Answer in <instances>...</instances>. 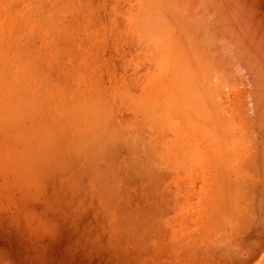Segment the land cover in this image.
Returning a JSON list of instances; mask_svg holds the SVG:
<instances>
[{"label":"rangeland","instance_id":"obj_1","mask_svg":"<svg viewBox=\"0 0 264 264\" xmlns=\"http://www.w3.org/2000/svg\"><path fill=\"white\" fill-rule=\"evenodd\" d=\"M69 1L0 0V264H264V0Z\"/></svg>","mask_w":264,"mask_h":264},{"label":"bare ground","instance_id":"obj_2","mask_svg":"<svg viewBox=\"0 0 264 264\" xmlns=\"http://www.w3.org/2000/svg\"><path fill=\"white\" fill-rule=\"evenodd\" d=\"M105 1H106V0H105ZM69 2H71V0H70ZM88 2H89V1H88ZM186 2H187V1H186ZM51 3H52V2H51ZM63 3H65V2L63 1ZM72 3H73V2H72ZM81 3H82V2H81ZM65 4H66V3H65ZM65 4H64V5H65ZM74 4H75V3H74ZM74 4H73V5H74ZM91 4H92V3H90V5H91ZM101 4H102V3H101ZM105 4H106V3H105ZM119 4H120V3H119ZM124 4H125V3H124ZM32 5H33V3H32ZM56 5H57V4H56ZM64 5H63V6H64ZM66 5H67V4H66ZM84 5H85V3H84ZM88 5H89V4H88ZM88 5H87V6H88ZM90 5H89V6H90ZM120 5H121V4H120ZM54 6H55V5H54ZM58 6H60V5H58ZM81 6H83V5H81ZM85 6H86V5H85ZM99 6H101V5H99ZM136 6H137V5H136ZM74 7H75V6H74ZM78 7H79V6H78ZM120 7H121V6H120ZM120 7H119V8H120ZM126 7H127V6H126ZM33 8H34V5H33ZM53 8H54V7H53ZM61 8H62V5H61ZM82 8H83V7H82ZM116 8H117V10H118V7H117V6H116ZM10 9H11V8H10ZM76 9H77V8H76ZM78 9H79V8H78ZM103 9H104V8H103ZM199 9H200V8H199ZM40 10H41V9H40ZM46 10H47V9H46ZM74 10H75V9H74ZM108 10H109V8H108ZM121 10H123V9H121ZM34 11H35V10H34ZM105 11H106V9H105ZM63 12H64V10H63ZM82 12H84V10H83ZM85 12H86V11H85ZM108 12H109V11H108ZM111 12H112V11H111ZM115 12H116V10H115ZM33 13H34V12H33ZM47 13H48V12H47ZM87 13H88V12H86V14H87ZM42 14L44 15V13H42ZM73 14L75 15V13H73ZM80 14H81V13H80ZM98 14H99V13H98ZM108 14H109V13H108ZM188 14H189V12H188ZM192 14H193V13H192ZM196 14H197V13H196ZM201 14H202V13H201ZM15 15H16V13H15ZM87 15H88V14H87ZM189 15H190V14H189ZM197 15H198V14H197ZM34 16H35V15H34ZM34 16H33V17H34ZM40 16H41V13H40ZM95 16H96V15H95ZM97 16H98V15H97ZM97 16H96V17H97ZM99 16H100V15H99ZM102 16H103V17H102ZM102 16H101V18L103 19V18H104V15H102ZM122 16H123V15H122ZM73 17H74V16H73ZM79 17H80V16L78 15V18H79ZM138 17H139V16H138ZM90 18H91V17H90ZM139 18H140V17H139ZM40 19H41V17H40ZM58 19H59V18H58ZM73 19H74V18H73ZM98 19H99V18H98ZM98 19H97V20H98ZM104 19H105V18H104ZM110 19H111V18H110ZM114 19H115V17H114ZM117 19H118V18H117ZM117 19H115L116 22L120 21V23H121V19L119 18L118 21H117ZM41 20H42V19H41ZM88 20H89V19H88ZM49 21H50V20H49ZM93 21H94V20H93ZM95 21H96V20H95ZM77 22H78V20H77ZM80 22H81V21H80ZM98 22H99L98 24H100V21H98ZM113 22H114V21H113ZM85 23H86V21H85ZM96 23H97V22H96ZM102 23H103V20H102ZM105 23H106V22H105ZM140 23H141V21L138 22V24H140ZM166 23H167V22H166ZM16 24H17V23H16ZM112 24H113V23H112ZM116 24H117V23H116ZM122 24H123V22H122ZM141 24H142V23H141ZM201 24H202V23H201ZM118 25H119V22H118ZM79 26H80V25H79ZM96 26H97V25H96ZM101 26H102V25H101ZM114 26H115V25H114ZM140 26H143V25H139V28H138V26H137V29H140V30H141V33H144V35L142 36V38H144V36H148L149 34L153 35V33H152V32H153V30H152L153 28H152L151 25H148V26H149V27L151 26L152 29L149 28V27H146V26H145V27H146L145 29L148 28V30H146V32H144L145 29H144L143 27L140 28ZM198 26H199V25H198ZM97 27H99V26H97ZM104 27H105V26H104ZM111 27H112V26H111ZM79 28H80V27H79ZM117 28H119V26H118ZM121 28H122V26L120 27V29H121ZM199 28H200V27H199ZM45 29H46V28H45ZM70 29H71V28H70ZM90 29H91V28H90ZM90 29H89V30H90ZM114 29H116V28L114 27L112 30H114ZM120 29H119V30H120ZM123 29H124V31H125V28H123ZM123 29H122V31H123ZM150 29H151L152 31H151ZM154 29H155V28H154ZM159 29H160V28H159ZM161 29H163V28H161ZM161 29H160V30H161ZM92 30H94V29H92ZM112 30H111V32H112ZM116 30H117V29H116ZM174 30H175V29H174ZM74 31H75V30H74ZM77 31H78V30H77ZM79 31H80V30H79ZM79 31H78V32H79ZM85 31L87 32V30H85ZM95 31H96V30H95ZM99 31H100V30H99ZM101 31H102V30H101ZM104 31H105V29H104ZM108 31H109V30H108ZM114 31H115V30H114ZM124 31H123V32H124ZM161 31H162V30H161ZM165 31H166V30H165ZM4 32H5V31H4ZM69 32H70V31H69ZM92 32H93V31H92ZM133 32H135V30H134ZM147 32H150V33L146 35L145 33H147ZM162 32H163V31H162ZM175 32H176V31H175ZM19 33H20V32H19ZM73 33H74V32H73ZM97 33H98V32H97ZM113 33H115V32H113ZM141 33H140V35H141ZM158 33L160 34V32H158ZM158 33H157V36H156V37H160V35H159ZM106 34H107V33H106ZM106 34H105V35H106ZM111 34H112V33H111ZM111 34H110V35H111ZM79 35H80V34H79ZM99 35H100V33H99ZM164 35H165V34H164ZM8 36H9V35H8ZM13 36H14V35H13ZM83 36H84V35H83ZM172 36H173V35H172ZM183 36H184V35H183ZM97 37H98V36H97ZM104 37H105V36H104ZM148 38H149V36L146 37V40H147ZM152 38H154V37H152ZM152 38H151V39H152ZM167 38H169V37H167ZM79 39H80V38H79ZM155 39L157 40V38H155ZM162 39H163V40H166L165 38H162ZM162 39H161V41H162ZM73 40H74V39H73ZM152 40H153L152 42H153V44H154V42H156V41H155L154 39H152ZM158 40H160V39H158ZM158 40H157V41H158ZM169 40H170V39H169ZM71 41H72V39H71ZM166 41H167V40H166ZM171 41H172V40H171ZM137 42H138V41H137ZM137 42H136V43H137ZM147 42H148V40H147ZM103 43H104V42H103ZM133 43H134V42H133ZM149 43H150V42H149ZM169 43H170V42H168V44H169ZM160 44H161V43H160ZM162 44H163V43H162ZM87 45H88V44H87ZM92 45H93V44H92ZM140 45H141V44H140ZM155 45H157V44H154L153 46L151 45V47H154ZM187 45H189V44L187 43ZM75 46H76V45H75ZM78 46H79V45H78ZM157 46L160 48L159 45H157ZM181 46H182V45H181ZM155 48L158 49L157 47H155ZM166 48H167V47H166ZM90 49H91V48H90ZM90 49H89V50H90ZM138 49H139V48H138ZM160 49H161V48H160ZM168 49H169V48H168ZM182 49H183V47H182ZM163 50H164V48H163ZM179 50H180V48H179ZM185 50H186V49H185ZM161 51H162V50H161ZM186 51H187V50H186ZM80 52H81V51H80ZM166 52H167V51H166ZM166 52H163L164 55L166 54ZM67 53H68V52H67ZM74 53H75V52H74ZM145 53H146V52H145ZM24 54H25V53H23V55H24ZM167 54H168V52H167ZM177 54H178V53H177ZM171 55H172V54H171ZM183 55H184V52H183ZM94 56H95V55H94ZM157 56H158V55H157ZM162 56H163V55H162ZM63 57H64V56H63ZM68 57H69V56H68ZM94 58H95V57H94ZM165 58H166V56H165ZM172 58H173V55H172ZM30 59H31V58H30ZM32 59H33V58H32ZM73 59H74V56H73ZM162 59H164V58H162ZM170 59H171V58H170ZM170 59H169V60H170ZM23 60H24V59H23ZM33 60H34V59H33ZM72 61H73V60H72ZM163 61H164V60H163ZM170 61H171V60H170ZM59 62H60V61H59ZM73 62H74V61H73ZM149 62H150V61H149ZM180 63H181V62H180ZM138 64H139V63H138ZM150 64H151V63H150ZM139 65H140V64H139ZM144 65H145V63H144ZM165 65H166V63H165ZM17 66H18V65H17ZM30 66H31V65H30ZM102 66H103V65H102ZM143 67H144V66H143ZM1 68H2V67H1ZM141 68H142V67H141ZM145 68H146V67H145ZM21 69H22V66H21ZM150 69H151V68H150ZM150 69H149V70H150ZM38 70H39V71H38V76H39V72H41V71H40L39 68H38ZM100 70H101V69H100ZM142 70H143V68H142ZM73 71H74V70H73ZM138 71H139V70H136V73H137ZM34 72H35V70H34ZM102 72H104V70H103ZM59 73H60V72H59ZM186 74H187V73H186ZM114 76H115V75H114ZM123 76H124V75H123ZM131 76H132V75H131ZM141 76H142V75H141ZM26 77H27V76H26ZM73 77H75V76H73ZM103 77H104V75H103ZM143 77H144V75H143ZM51 78H52V77H51ZM115 78H116V77H115ZM174 78H176V77H174ZM26 79H27V78H26ZM64 79H65V78H64ZM113 79H114V78H113ZM184 79H185V78H184ZM27 80H28V79H27ZM41 80H42V78H41ZM65 80H66V79H65ZM125 81H126V80H125ZM137 81H138V80H137ZM204 81H205V80H204ZM116 82H118V81H116ZM130 82H131V81H130ZM184 82H186V81H184ZM100 83H101V82H100ZM114 84H115V83H114ZM109 85H110V84H109ZM182 85H184V83H183ZM28 86H29V85H28ZM184 86H185V85H184ZM31 87H32V84H31ZM134 87H135V86H134ZM189 87H191V86L189 85V86L186 87V88H189ZM32 88H33V87H32ZM118 89H119V88H118ZM118 89H117V90H118ZM181 89H182V88H181ZM117 90H116V92H118ZM124 90H125V89H124ZM113 91H114V90H113ZM178 91H180V89H179ZM186 91H187V90H186ZM65 92H66V91H65ZM111 92H112V91H111ZM111 92H110V93H111ZM132 92H133V91H132ZM184 92H185V91H184ZM189 92H190V90H189ZM206 92H207V91H206ZM190 93H191V92H190ZM207 93H208V92H207ZM88 94H89V93H88ZM129 94H130V92H129ZM191 94H192V93H191ZM193 94H194V93H193ZM200 94H201V93H200ZM200 94H199V96H201L202 99H203L204 96H202V94H201V95H200ZM101 95H102V94H101ZM124 95H125V97L127 96L126 92L124 93ZM130 95H131V94H130ZM207 95H208V94H207ZM84 96H85V94H84ZM128 96H129V95H128ZM197 96H198V95H197ZM42 97H43V95H42ZM106 97H107V96H106ZM121 97H123V95H121ZM131 97H132V96H131ZM187 97H188V96H187ZM190 97H191V95H190L188 98H190ZM193 97H194V95H193ZM43 98H44V97H43ZM76 98H77V97H76ZM76 98H75V99H76ZM86 98H87V103H88V102L90 101V100L88 101L89 97H86ZM92 98H93V96H92ZM107 98H108V97H107ZM107 98H106V99H107ZM126 98H127V97H126ZM126 98H125V100H123L124 102L126 101ZM128 98H129V97H128ZM194 98H195V97H194ZM194 98H191V100H193ZM12 99H13V98H12ZM106 99L104 98V102H106V101H105ZM112 99H113V98H112ZM119 99H120V97H119ZM202 99H201V100H202ZM81 100H82V98H81ZM116 100H117V99H116ZM127 100H128V99H127ZM187 100H188V99H187ZM187 100H186V101H187ZM189 100H190V99H189ZM197 100H199V99H197ZM197 100L195 99V101H193L194 104L197 103ZM92 101H93V100H92ZM119 101H120V100H119ZM121 101H122V99H121ZM36 102H37V101H36ZM124 102H123V103H124ZM187 102H188V101H187ZM191 102H192V101H191ZM191 102L188 103L189 105H187L186 102H185L186 106H190V104H191V107H192V105H193L192 103H193V102H192V103H191ZM200 102L204 103V101H200ZM219 102H220V101H219ZM28 103H29V102H28ZM31 103H32V101H31ZM65 103H66V102H65ZM69 103H70V102H69ZM80 103H81V102L79 101V104H80ZM87 103H86V105L89 106L90 104H89V103L87 104ZM90 103H91V101H90ZM96 103H97V102H96ZM110 103H111V102H110ZM110 103H109V104H110ZM206 103H207V102L205 101V104H206ZM208 103L210 104V100L208 101ZM220 103H221V102H220ZM34 104H35V103H34ZM79 104H78V105H79ZM97 104H98V103H97ZM103 104H104V103H103ZM116 104H117V103H116ZM21 105H22V104H21ZM35 105H36V104H35ZM150 105H151V104H150ZM196 105H197V104H196ZM207 105H208V104H207ZM218 105H219V104H218ZM30 106H31V105H30ZM36 106H37V105H36ZM36 106H35V108L37 109ZM103 106H104V105H103ZM124 106H125V105H124ZM153 106H154V105H153ZM186 106H185V107H186ZM193 106H194V105H193ZM210 106H211V105H210ZM26 107H27V106H26ZM78 107H80V106H78ZM95 107H96V106H95ZM95 107H94V109H95ZM107 107H108L107 109H110V108H111V105H107ZM114 107H115V106H114ZM195 107H196V106H195ZM201 107H202V106H201ZM213 107H214V106H213ZM30 108H31V107H30ZM147 108H149V107L147 106ZM147 108H146V111L149 110V109L147 110ZM202 108H203V109H201V108L199 107L198 109H200V110L203 112V111L206 109V107L203 106ZM210 108L213 110L212 106H211ZM102 109H103V108H102ZM102 109H100V110L102 111ZM152 109L154 110L155 108H154V107H152V108L150 107V110H151V111H152ZM193 109H194V108H193ZM198 109H196V110L199 111ZM211 109H210V110H211ZM128 110H129V109H128ZM150 110L148 111V113L150 112ZM155 110H156V109H155ZM155 110H154V111H155ZM157 110H158V109H157ZM184 110H185V109H184ZM194 110H195V109H194ZM196 110H195V111H196ZM212 110H211V111H212ZM129 111H130V110H129ZM201 111H200V112H201ZM16 112H17V111H15V114H17V116H18V113H16ZM24 112H25V110H24ZM34 112H35V111H34ZM37 112H38V109H37ZM93 112H94V111H93ZM93 112H92V113H93ZM119 112H120V111H119ZM152 112H153V111H152ZM202 112H201V113H202ZM204 112H205V111H204ZM150 113H151V112H150ZM153 113H156V111L153 112ZM153 113H152V114H153ZM212 113H214V112H212ZM15 114H14V117H17ZM90 114H91V113H90ZM93 114H94V113H93ZM114 114H115V113H114ZM125 114H126V113H125ZM125 114H124V115H125ZM146 114H147V112H146ZM203 114H204V113H202V115H203ZM209 114H210V113H209ZM214 114H215V113H214ZM214 114H212V115H214ZM33 115H35V113H34ZM37 115H38V113H37ZM197 115L200 116L199 114H197ZM212 115H211V116H212ZM217 115H218V114H217ZM3 116H4V115H3ZM82 116H84V115H82ZM125 116H126V115H125ZM214 116H215V115H214ZM8 117H9V114H8ZM14 117H12V118H14ZM20 117H22L21 114H20V116H19V119H20ZM123 117H124V116H123ZM123 117H122V118H123ZM147 117L150 118V117L148 116V114H147ZM152 117H153V116H152ZM185 117H186V116H185ZM200 117H201V116H200ZM200 117H199V118H200ZM23 118H24V117H23ZM78 118L80 119V122H81V121H82V119H81L82 117H78ZM90 118H92V116H90ZM114 118H116V117H114ZM122 118H121V119H122ZM194 118H195V116H194ZM215 118L217 119L218 117H215ZM9 119H10V118H9ZM15 119H16V118H14V119H12V120H15ZM117 119H118V118H117ZM123 119H124V118H123ZM123 119H122V120H123ZM204 119H205V118H204ZM204 119H203V120H204ZM235 119H236V118H235ZM12 120H11V121H12ZM23 120H24V119H23ZM55 120H56V119H55ZM231 120H232V119H231ZM78 121H79V120H78ZM125 121H127V120H125ZM125 121H123V122H125ZM224 121H225V120H224ZM227 121H228V120H227ZM9 122H10V121H9ZM20 122H21V119H20ZM22 122H23V121H22ZM46 122H47V121H46ZM53 122H54V121H53ZM80 122H79V124H80ZM103 122H104V121H103ZM121 122H122V121H121ZM191 122H192V121H191ZM208 122H209V120H208ZM215 122H216V121H215ZM15 123H16V121H15ZM87 123H88V122H87ZM93 123H94V122H91V126L93 125V126L95 127V124H93ZM133 123H134V122H133ZM198 123H199V121H198ZM216 123H217V122H216ZM216 123H215V124H216ZM23 124H24V123H23ZM35 124H36V123H35ZM40 124H41V122H40ZM139 124L141 125V122H139ZM170 124H171V123H170ZM203 124H205V122H204ZM224 124H225V123H224ZM262 124H263V123H262ZM9 125H11V123H10ZM13 125H14V124H13V122H12V125H11V126L13 127ZM21 125H22V124H21ZM80 125H82V123H81ZM85 125H86V123H85ZM85 125H84V126H85ZM99 125H100V124H99ZM187 125H188V124H187ZM6 126H7L6 128H8V125H6ZM14 126H15V125H14ZM77 126H78V125H77ZM91 126L89 125L90 128H93V126H92V127H91ZM143 126H144V125H143ZM194 126H195V125H194ZM199 126H200V125H199ZM228 126H229V124H228ZM232 126H234V125L230 124V128H232ZM12 127H11V128H12ZM43 127H44V126H43ZM85 127H86V126H85ZM96 127H97V126H96ZM134 127H135V126H134ZM145 127H146V126H145ZM192 127H193V126H192ZM212 127H213V126H212ZM217 127H218V126H217ZM236 127H237V126H236ZM3 128H4V127H3ZM11 128H9V130H10ZM114 128H115V127H114ZM156 128H157V126H156ZM196 128H197V127H196ZM210 128H211V127H210ZM210 128H209V129H210ZM227 128L229 129V127H227ZM93 129H94V128H93ZM109 129H110V128H109ZM126 129H127V128H126ZM137 129H138V128H137ZM234 129H236V128H234ZM251 129H253V127H250L249 130H251ZM263 129H264V127H263ZM263 129H262V130H263ZM9 130H8V131H9ZM31 130H32V129H31ZM217 130H218V129H217ZM217 130H216V131H217ZM257 130H258V129H257ZM5 131H6V130H5ZM44 131H45V130H44ZM49 131H50V130H49ZM80 131H81V130H80ZM118 131H119V130H118ZM154 131H155V130H154ZM157 131H158V130H157ZM157 131H155V133H156ZM218 131H219V130H218ZM226 131H227V130H226ZM6 132H7V131H6ZM33 132H34V131H33ZM53 132H54V131H53ZM56 132H57V131H56ZM56 132H55V133H56ZM144 132H145V131H144ZM159 132H160V131H159ZM209 132L213 134L214 130H213V131H208V133H209ZM224 132H225V130H224ZM235 132H236V131H235ZM258 132H259V131H258ZM7 133H8V132H7ZM7 133H6V134H7ZM86 133H87V132H86ZM89 133H90V132H89ZM97 133H98V131H97ZM133 133H134V132H133ZM201 133H202V132H201ZM204 133H207V132H204ZM220 133H221V132H220ZM220 133H216V134H220ZM252 133H253V131H252ZM33 134H34V133H33ZM56 134H57V133H56ZM60 134H61V133H60ZM92 134H94V132H92ZM92 134H91V135H92ZM100 134H101V133H100ZM100 134H99V135H100ZM143 134H144V133H143ZM145 134H146V133H145ZM238 134H239V132H238ZM44 135H45V134H44ZM44 135H43V136H44ZM51 135H52V133H51ZM94 135H95V134H94ZM102 135H103V138H104V134H102ZM102 135L100 136L101 138H102ZM208 135H209V134H208ZM249 135H251V134H249ZM206 136H207V135H206ZM209 136L211 137V135H209ZM215 136H216V135H215ZM218 136H219V135H218ZM256 136H257V135H256ZM33 137H34V136H33ZM45 137H46V136H45ZM50 137H51V136H50ZM64 137H66V136H64ZM91 137H92V136H91ZM95 137H96V136H95ZM143 137H144V136H143ZM238 137H239V136H238ZM47 138H48V137H47ZM47 138H44L43 140H44V141H49ZM96 138H97V140L94 139V136L92 137V139H94V140L97 141V142H100L101 140H103V139L99 140L98 137H96ZM139 138H140V135H139L138 139H139ZM144 138H145V137H144ZM146 138H147V137H146ZM240 138H241V137H240ZM255 138H256V137H255ZM258 138H259V137H258ZM258 138H257V139H258ZM19 139H20V138H19ZM45 139H47V140H45ZM50 139H51V138H50ZM136 139H137V138H136ZM138 139H137V140H138ZM104 140H105V138H104ZM104 140H103V142H104ZM130 140H131V139H130ZM143 140H144V139H143ZM209 140H210V139H209ZM246 140H247V138H246ZM260 140H261V139H260ZM262 140H264V138H263ZM262 140H261V141H262ZM51 141H52V140H51ZM83 141H84V140H83ZM95 141H94V142H95ZM131 141H132V140H131ZM133 141H134V140H133ZM139 141H140V140H139ZM220 141H221V140H220ZM235 141H236V140H235ZM235 141L233 140L234 143L231 142V145H232V146H234L236 142L239 143V141H236V142H235ZM261 141H260V144H261ZM79 142H80V141H79ZM79 142H78V143H79ZM143 142H144V141H143ZM215 142H216V141H215ZM246 142H247V141H246ZM252 142H254V140L250 141L249 143H252ZM255 142H257V141L255 140ZM262 142H263V141H262ZM44 143L47 144V142H44ZM100 143H102V141H101ZM140 143H141V141H140ZM213 143H214V142H213ZM216 143H217V142H216ZM258 143H259V142H258ZM36 144H37V143H36ZM81 144H82V143H81ZM86 144H87V143H86ZM95 144H96V142H95L94 144L91 143L92 147H93ZM132 144H134V143H132ZM142 144H143V143H142ZM142 144H141V145H142ZM214 144H215V143H214ZM262 144H263V143H262ZM40 145H41V144H40ZM89 145H90V144H89ZM91 145H90V146H91ZM41 146H43V145H41ZM49 146H50V145H49ZM257 146H258V145H257ZM259 146L264 147L263 145H259ZM259 146H258V147H259ZM128 147H130V146H128ZM131 147H132V148H135V147H133V146H131ZM255 147H256V146H255ZM49 148H50V147H49ZM59 148H60V147H59ZM84 148H85V146H84ZM132 148H131V149H132ZM232 148H233V147H232ZM234 148H235V147H234ZM82 149H83V148H82ZM82 149H81V150H82ZM92 149H93V148H92ZM258 149H259V148H257V150H258ZM217 150H218V149H217ZM228 150H229V149H228ZM259 150H260V149H259ZM263 150H264V148H263L262 150H260V151L262 152ZM57 151H58V150H57ZM141 151H142V150H141ZM81 152H82V151H81ZM21 153H22V152H21ZM184 153H185V152H184ZM218 153H219V151H218ZM44 154H45V153H44ZM44 154H41V153H40L39 155H44ZM62 154H63V153H62ZM77 154H80V152H79V153L77 152L76 155H77ZM140 154H141V153H140ZM188 154L192 155L191 153H188ZM50 155H51V154H49V156H50ZM190 155H189V158H191ZM254 155H255V154H254ZM100 156H101V154H100ZM100 156H99V157H100ZM186 156H188V155H186ZM235 156H236V155H235ZM233 157H234V156H233ZM253 157H254V156H252V160H253ZM187 158H188V157H187ZM201 158H204V157H201ZM223 158H224V157H223ZM238 158H239V157H238ZM259 158H260V157H259ZM54 159H55V158H54ZM191 159L194 160L193 158H191ZM191 159H190V160L188 159V160L191 161ZM236 159H237V158H236ZM222 160H223V159H222ZM226 160H227V159H226ZM239 160H242V158H239ZM239 160H238V161H239ZM195 161H198V160L196 159ZM195 161H193V162L195 163ZM216 161H218V160H216ZM238 161H237V162H238ZM256 161H257V160H256ZM185 162H187V160H186ZM227 162H228V160H227ZM259 162H260V161H259ZM200 163H201V162H200ZM202 163H203V160H202ZM202 163H201V164H202ZM218 163H220V162L218 161ZM222 163H225V162L223 161ZM228 163H229V162H228ZM250 163H251V162H250ZM262 163H264V162L262 161ZM182 164H183V163H182ZM188 164H190V163H188ZM232 164H233V163H232ZM235 164H236V162H235ZM251 164H253V163H251ZM260 164H261V162H260ZM260 164H259V165H260ZM59 165L61 166L62 164L60 163ZM183 165H184V164H183ZM185 165H186V164H185ZM190 165H191V164H190ZM196 165H198V163H197ZM218 165H219V164H218ZM262 165H263V164H262ZM262 165H261V166H262ZM222 166H223V164H221L220 167H222ZM231 166H232V165H231ZM254 166H255V164H254ZM254 166H253V167L250 166V167H252V169L254 168L253 170L255 171V170H256L255 167L257 168V163H256V166H255V167H254ZM186 168H187V167H186ZM261 168H262V170H264L263 167H261ZM261 168H260V169L258 168V169H259L260 171H262ZM202 169H203V168H202ZM224 169H225V168H224ZM250 169H251V168H249V170H250ZM252 169H251V170H252ZM188 170L190 171V168H189ZM215 170H216V169H215ZM217 170H218V169H217ZM225 170H226V169H225ZM244 170H245V169H244ZM251 170H250V171H251ZM259 170H258V174H257V175L260 174V173H259V172H260ZM242 171H243V170H242ZM224 172H225V171H224ZM226 172H227V171H226ZM255 172H256V171H255ZM229 173H230V172H229ZM248 173H249V172H248ZM224 174H225V173H224ZM231 174H232V172H231ZM261 174H262V172H261ZM261 174H260V175H261ZM263 175H264V174H263ZM223 176H224V175H223ZM235 176H236V175H235ZM225 177H226V175H225ZM263 177H264V176H263ZM219 178H220V177H219ZM219 178H218V179H219ZM236 178H237V177H236ZM258 178H259V176L257 177V179H258ZM222 179H223V178H222ZM229 179H230V178H229ZM231 179H232V178H231ZM244 179H245V178H244ZM244 179H243V180H244ZM233 180H234V179H233ZM235 180H236V179H235ZM243 180H242V181H243ZM245 180H246V179H245ZM240 181H241V180H240ZM240 181H239V182H240ZM255 181H256V180H255ZM237 182H238V181H237ZM246 182H247V181H246ZM249 182H250V181H249ZM241 183H242V182H241ZM243 183H244V182H243ZM220 184H221V183H220ZM235 184H238V183H236V181H235ZM235 184L233 183V185H235ZM247 184H248V183H247ZM250 184H251V183H250ZM263 184H264V183H263ZM263 184H262V185H263ZM216 185H217V184H216ZM113 186H114V185H113ZM220 186H221V185H220ZM225 186H226V185H225ZM240 186H242V185H240ZM240 186H237V187H239L238 190H237V188H235V189H236L235 198H237V199H241L242 197H240V196L245 195V193H249V194H250V193L252 192V191H251V192H245V193H244L245 190H243L242 188H241V189H242V190H241V189H240ZM243 186H244V185H243ZM251 186L253 187V184H251ZM251 186H249L250 189L252 188ZM216 187H217V186H216ZM246 187H247V185H246ZM254 187H255V186H254ZM217 188H219V184H218V187H217ZM221 188H222V187H221ZM231 188H232V187H231ZM233 188H234V187H233ZM243 188H244V187H243ZM235 189H234V190H235ZM205 190H206V188H205ZM222 190H224V189H222ZM225 190H227V189H225ZM228 190H229V188H228ZM248 190H249V189H248ZM248 190H247V191H248ZM257 190H258V189H257ZM263 190H264V189H263ZM239 191H240V192H239ZM222 192H223V191H222ZM233 192H235V191H233ZM254 192H255V189H254ZM260 192H261V191H260ZM116 193H117V192H116ZM218 193H219V191H218ZM226 194H227V193H226ZM228 194H230V192H229ZM232 194H233V193H232ZM261 194H262V196L260 195L259 198H256V197H255V198H252V197H250L252 200H253V199L255 200L254 203H255L256 201L258 202V203H257L258 206H255V205H254L255 208L259 207L258 209H262V208L264 207V205H263V204H264V196H263V195H264V192L261 193ZM216 195H217V194H216ZM224 195H225V194H224ZM250 195H251V194H250ZM252 195H255V194H252ZM114 196H115V194H114ZM117 196H118V195H117ZM217 196H218V195H217ZM217 196H216V199H215V200H217ZM221 196H222V195H221ZM206 197H207V196H206ZM222 197H223V196H222ZM243 197H245V196H243ZM261 197H262V198H261ZM229 198H230V197H229ZM232 198H233V196H232ZM232 198H231V199H232ZM203 199H204V197H203ZM206 199H207V198H206ZM225 199H227V198H225ZM237 199H236V201L234 202L235 204H237V201H238ZM257 199H258V200H257ZM129 200H130V199H129ZM227 200H229V199H227ZM249 200H250V199H249ZM252 200H251V201H252ZM201 201H202V200H201ZM230 201H231V200H230ZM227 202H228V201H227ZM227 202H226V204H227ZM247 202H249V201H247ZM261 202H262V203H261ZM217 203H218V202H217ZM217 203L215 202V207L218 209V205H217ZM235 204H234V206H235ZM244 204L246 205V203H244ZM247 204H249V203H247ZM250 204H251V203H250ZM250 204H249V205H250ZM252 204H253V203H252ZM252 204H251V206L253 207ZM216 205H217V206H216ZM220 205H221V204H220ZM238 205H239V203L237 204V206H236L235 208H232V207H229V203H228V207L226 206L227 209L224 207V206H225V205H224L223 207H224L226 210H223V209H222V210H223L224 212H225V211L227 212V211L229 210L228 213H230V211H231V213H233V214H228V213L225 214L223 211H219L220 214H221L222 212L225 214V215H224V214L222 213L224 216H222V214L220 215L221 218H222L221 220L225 219L224 221H225V222L227 221V223H229V224L232 225L233 227H235V225H239V223H237V222H239V220L241 221V219L238 220L237 217H236V215L234 214L235 212L237 213L238 210H240V208L242 207V206H238ZM240 205H242V204H240ZM260 205H261V206L263 205V206L261 207ZM236 208H237V210H236ZM215 210H216V209H215ZM235 210H236V211H235ZM243 210H244V209H243ZM262 210H263V211H261V212H256L255 214L259 213V217L257 218L256 215H255L254 218H256L257 220H258V219L263 220V219H264V218H263V217H264V215H263V214H264V209H262ZM160 211H161V210H160ZM253 212H254V211H253ZM262 212H263V213H262ZM219 213H218V214H219ZM238 213H239V212H238ZM243 213H244V212H243ZM261 214H262V215H261ZM117 215H118V214H117ZM134 216H135V215H134ZM163 216H164V215H163ZM262 216H263V217H262ZM211 217H213V216H211ZM223 217H225V218H223ZM260 217H261V218H260ZM250 219H251V218H250ZM237 220H238V221H237ZM141 221H142V220H141ZM166 221H167V220H166ZM251 221H252V219H251ZM220 222H221V221H220ZM220 222H219V223H220ZM225 222H224V223L221 222V223H223V224H225V225L228 226V224L225 223ZM244 222H245V221H244ZM253 222H254V221H253ZM257 222H261V221H257ZM263 222H264V220L262 221V223H258V225L260 224V225L262 226V225H263ZM235 223H236V224H235ZM250 223H251V222H250ZM250 223H248V224L250 225ZM255 223H256V222H255ZM158 224H159V223H158ZM198 224H199V223H198ZM219 225H220V224H219ZM246 225H247V224H246ZM249 225H248V226H249ZM251 225H252V224H251ZM251 225H250V226H251ZM221 226H222V229H223V228H224L223 225H221ZM221 226H220V227H221ZM248 226L246 227V229L249 231L250 226H249V229H248ZM215 227H218V226L216 225ZM230 227H231V226H230ZM233 227H231V228H233ZM255 227H256V226H255ZM259 227H260V226H259ZM259 227H258V228H259ZM226 228H227V227H226ZM262 228H263V227H262ZM142 229H143V228H142ZM224 229H225V228H224ZM253 229H254V233H256V232H255L256 229H255V228H253ZM253 229H252V230H253ZM231 230H232V229H231ZM259 230H260V229H259ZM223 231H224V230H223ZM223 231H222V232H223ZM244 231H245V230H244ZM256 231H258V230H256ZM262 231H263V230H262ZM222 232H221V233H222ZM245 232L247 233V231H245ZM258 232H260V231H258ZM223 233H224V232H223ZM260 233H261V232H260ZM225 234H226V233H225ZM244 234H245V233H244ZM256 234H257V233H256ZM258 234H259V233H258ZM258 234H257V235H258ZM261 234H263V233H261ZM222 235L224 236V234H222ZM229 235H232V234H230V232H229ZM257 235H255V236H257ZM248 237H249V236H248ZM222 238H224V237H222ZM257 238H258V236H257ZM257 238H256V239H257ZM222 240H223V239H222ZM236 240H237V239H236ZM247 240H248V239H247ZM253 240H254V239H253ZM253 240H251L252 242H251V241H250V242L253 243ZM240 241H241V240H240ZM257 241H258V243H260V239H259V238L257 239ZM227 243H228V242H227ZM242 243H243V242H242ZM247 243H248V244H245V243H244V244H245L244 247H246V248L249 247V240H248ZM261 243H262V242H261ZM238 244H239V241H238ZM263 244H264V243H263ZM218 245L221 246L219 243H218ZM222 246H223V245H222ZM225 246H226V244H225ZM228 246H229V245H228ZM236 246H237V245H236ZM239 246H240V245H239ZM231 247H232V246H231ZM241 247H243V246H240V248H239V247H238V248L241 250ZM250 247H251V246H250ZM252 247H254V246H252ZM257 247H258V246H257ZM217 248H218V247H217ZM259 248H260V247H259ZM222 249H223V248H222ZM228 249H229V248H228ZM232 249H233V248H232ZM239 249H238V251H240ZM249 249H250V248H249ZM249 249H248V251H249ZM256 249H257V248H256ZM261 249H262V248H261ZM261 249H260V250H261ZM137 250H138V249H137ZM139 250H140V249H139ZM176 250H177V249H176ZM179 250H180V249H179ZM214 250H215V249H214ZM254 250H255V248H254L252 251H254ZM192 251H193V250H192ZM211 251H213V250H211ZM216 251H217V250H216ZM219 251H220V248H219ZM219 251H218V252H219ZM242 251H243V249H242ZM256 251H257V250H256ZM213 253H214V252H213ZM216 253H217V252H215V254H216ZM237 253H239V252H237ZM255 253H256V252H255ZM257 253H258V252H257ZM219 254H220L221 257H222L223 254H221V253H219ZM219 254L217 253L218 256H220ZM232 254H234L233 257L231 256ZM232 254H229L230 257L233 258L232 262H236V261L234 260V257H236V256L238 257V255L236 254V256H235L234 251H233ZM250 254H251V253H250ZM252 254H253V253H252ZM252 254H251V255H252ZM229 255L227 254V259L229 258V259L231 260V258L228 257ZM255 256H256V255H255ZM224 257H225V254H224ZM253 257H254V256H253ZM168 258H169V257H168ZM239 258H240V257H239ZM223 259H224V258H223ZM225 259H226V257H225ZM250 259H251V258H250ZM239 261H241V259H239Z\"/></svg>","mask_w":264,"mask_h":264}]
</instances>
